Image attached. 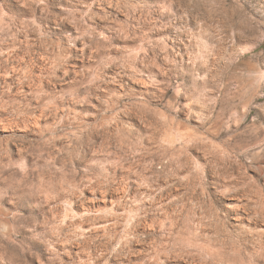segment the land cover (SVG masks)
I'll return each instance as SVG.
<instances>
[{"label":"rangeland","instance_id":"rangeland-1","mask_svg":"<svg viewBox=\"0 0 264 264\" xmlns=\"http://www.w3.org/2000/svg\"><path fill=\"white\" fill-rule=\"evenodd\" d=\"M0 264H264V0H0Z\"/></svg>","mask_w":264,"mask_h":264}]
</instances>
